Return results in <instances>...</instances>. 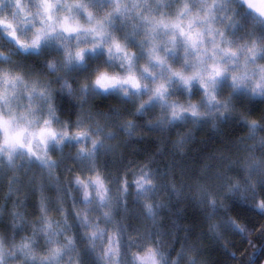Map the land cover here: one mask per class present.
I'll return each instance as SVG.
<instances>
[{
    "label": "clouds",
    "instance_id": "clouds-1",
    "mask_svg": "<svg viewBox=\"0 0 264 264\" xmlns=\"http://www.w3.org/2000/svg\"><path fill=\"white\" fill-rule=\"evenodd\" d=\"M0 264H264V0H0Z\"/></svg>",
    "mask_w": 264,
    "mask_h": 264
}]
</instances>
